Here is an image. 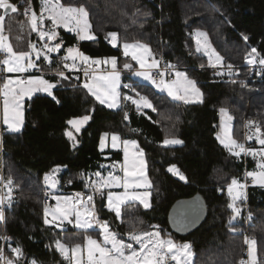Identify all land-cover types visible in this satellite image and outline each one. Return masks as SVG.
<instances>
[{
  "label": "trees",
  "instance_id": "trees-1",
  "mask_svg": "<svg viewBox=\"0 0 264 264\" xmlns=\"http://www.w3.org/2000/svg\"><path fill=\"white\" fill-rule=\"evenodd\" d=\"M18 1V0H13ZM27 2V0H24ZM36 8L38 0H31ZM62 3L84 4L90 12L89 20L95 40L77 42L76 36L59 29L64 47L78 44L81 51L93 58L115 56L118 67L128 60L118 43L113 47L107 33L117 32L119 42L139 40L163 58L185 68L197 81L204 102L184 104L158 92L151 85H139L149 97L157 112L145 109L138 113L134 105L125 102L110 109L82 87L85 78L62 79L54 73L43 76L57 83L52 96L36 93L24 102V123L19 133L3 132L0 145V174L4 181L13 180L11 207L5 206L4 230L25 253L20 264L35 259L37 264H70L55 248L59 239L67 245L82 243L88 234L98 237L96 231L83 229H58L46 225L43 217L45 173L56 165H66L56 174L65 191H84L89 178L97 171L108 169L120 155L114 152L104 158L98 149L102 132L118 133L123 139L138 140L148 161V176L153 182L150 209L136 202L122 206L121 220L101 205L105 200L96 198L100 217L112 221L111 228L122 237L132 230L128 221L137 218L139 230H149V225H159L162 235H169L178 243L191 242L194 257L192 264H239L245 248V230L257 241L258 264L264 259V187L248 185L242 211L233 223L236 232L229 230L231 210L227 207V185L233 177L242 179L244 157L237 159L216 139L219 133V109L225 107L232 115V134L241 138L243 119L256 118L264 127V81L252 80L246 75L245 54L256 47L264 54V0H61ZM151 13L145 16L144 13ZM204 30L212 46L225 59L241 68L231 78L216 77L208 68L206 56L196 52L192 30ZM249 40L243 41L242 35ZM53 64L42 63L43 71L64 70L57 57ZM201 64L205 65L201 68ZM235 79L237 83L228 82ZM130 81L123 73V82ZM246 82V87L240 85ZM124 91V88L123 90ZM132 95L133 92L130 91ZM59 101V102H57ZM94 109V111H90ZM129 119L125 120L124 115ZM91 115L88 124L76 133L77 144L65 135L71 118ZM171 119H163V117ZM158 121V122H157ZM137 129L138 131H132ZM176 137L183 141L177 146H164V138ZM252 170L255 161L246 158ZM175 165L186 180L168 171ZM103 166V167H101ZM81 174H85L83 179ZM72 180L69 184L68 181ZM222 189V190H221ZM200 192L207 203V216L193 232L178 235L167 223V212L172 203L182 197ZM246 211L251 219L246 225ZM138 221H143L139 224ZM1 246V243H0Z\"/></svg>",
  "mask_w": 264,
  "mask_h": 264
},
{
  "label": "snow or ice",
  "instance_id": "snow-or-ice-1",
  "mask_svg": "<svg viewBox=\"0 0 264 264\" xmlns=\"http://www.w3.org/2000/svg\"><path fill=\"white\" fill-rule=\"evenodd\" d=\"M24 0H22V3ZM0 9L4 10V14H0V54L3 58L0 59V72L7 74L29 73L30 70L36 69L43 71L42 63L48 65L53 64L52 53H60L64 49V43L59 40L55 44L59 33L57 28H63L69 32L75 33L78 41L95 40L96 37L92 31V25L89 22V9L84 4L62 3L61 0H40L39 15L33 9L31 0H27V7L24 8V15L28 16V23L31 31L37 33L41 41H45L40 47L35 43H30L31 51H14L12 44L9 42V37L4 34V20L5 15L9 12L16 13L17 6L10 3L9 0H0ZM30 14V16H29ZM151 13L145 12L144 15ZM45 20L51 22V26L45 30ZM23 26V25H21ZM242 35L243 41L247 42L249 37ZM197 37L196 52L201 53L207 57L208 67L216 69L215 75L228 76L229 78L238 75L234 72L233 65L226 64L225 58L212 46L208 40V34L204 31L197 30L195 33ZM119 34L117 32L107 33L105 39L113 47H117L119 42ZM123 55L125 57L131 56L133 61L139 65L140 70H135L133 65L125 63L124 69L132 71L136 77H140L145 81L151 82L161 92H167V96L173 100H178L184 104L203 103L204 95L197 86V81L189 78L186 72L177 69V66L171 63L163 64L161 67V60L156 58V54L152 51L147 43L139 40L122 42ZM139 50V51H137ZM33 55L35 59H33ZM42 58V60H41ZM60 64L69 71H83L87 78L82 84L84 89L95 97L100 105H105L108 108H117L121 105V101H130L138 113L145 109H151L152 112H157L156 106L152 103L147 95H142L137 92L131 84H124V88L130 89L135 93V96L124 94L123 96L118 91L121 87L120 71L117 68L118 59L115 56L105 58H93L85 54L77 46L67 47L65 54L57 57ZM245 62L248 65L259 64L264 66V54L258 51L256 47H251L245 54ZM37 61H41L38 64ZM69 61H71L69 63ZM110 66L111 71L104 75L97 76L90 69L99 67L100 65ZM205 65L201 64V68ZM221 69H227L222 71ZM155 70V71H154ZM55 71V70H53ZM55 75L68 79L63 71H55ZM154 76H158L157 81ZM166 76H174L171 81L165 80ZM0 83V97L3 98V123L7 126L5 131L9 133H19L24 123V111L22 101L25 97H31L33 93L45 92L55 100L53 89L57 87V83L50 82L41 76H28L27 78L17 77L12 79L10 77H3ZM228 82L237 83L235 79H230ZM242 87H246L245 81L239 82ZM59 102V101H57ZM94 111V109L90 110ZM221 116L220 132L217 133L216 139L231 156L237 159L242 156H251L257 160L258 171L246 172V178H251L253 186L264 187V127L257 120L249 119L246 126L249 128V134L246 139L255 141L261 147L259 149L247 146L245 143L238 142L231 135V121L232 115L225 107L219 110ZM91 115H83L75 117L67 121L79 133L81 129L88 124ZM124 119L128 120V114L125 113ZM163 119H171L170 117H163ZM158 122V121H157ZM132 131H138L132 129ZM65 135L73 142L75 147L77 141L73 132L66 130ZM111 137L112 148L123 146L124 162L123 164L114 163L111 167L115 169L119 167L123 172V176L115 175L109 172L105 177L99 171L93 175L95 180L89 178L86 187L91 188V193L85 195L83 193H75L74 196H55V207L44 206V223L46 225H54L56 228L64 229L65 222L73 225L78 229L87 231L94 226L101 230L102 241L94 239L91 235L85 237L86 240V262L84 260V248L77 243L71 248L61 240H55V248L59 251L65 260H69L70 264H192L194 253L192 251L191 242H184L177 244L170 236H162V229L159 225H149V230H139L136 226L137 218L133 217L128 221L131 231L125 235L128 242L116 231L111 229L109 222L104 219L101 220L99 216V209L96 205L95 196L99 195L101 200H105L104 189L120 188L124 189L123 193H115L108 191L106 194V203L101 205L109 212H114L118 220L124 221L122 217V206H125V214L131 211L128 206L135 207L136 202L142 205L145 210L152 207L151 191L153 182L147 175L148 161L144 149L140 147L135 140H122L118 133H102L100 137V150L103 151L106 147V139ZM3 144V135L0 134V145ZM164 146L183 144V141L176 137L166 136L162 141ZM66 165H56L44 175V183L47 188L55 189L59 181L56 179V174ZM103 167V166H101ZM178 175L181 180H186V177L180 173L179 169L172 165L168 169ZM85 174H81L83 179ZM69 184L72 180L68 181ZM0 184L7 189V196L0 195V222L5 221V201L7 207H11L13 191V180L11 177L4 181L0 177ZM248 187L246 182L233 177L231 182L227 185V193L231 202L227 205L231 209L232 216L229 218V230L236 232L237 229L233 226V222L241 215V207L237 206V201L246 199L245 190ZM144 189V191H137ZM222 190V189H221ZM48 194V193H46ZM51 216V220L48 218ZM251 219V215H249ZM142 224L143 221H138ZM183 223V222H181ZM0 240L6 242L7 250L11 255L5 254V247L0 246V264H20L21 260L26 259L23 248L17 244L15 247L11 244V237L0 236ZM244 243L248 245V260H241L239 264H258L255 238L245 237ZM138 245L139 247H134ZM70 253V255H69ZM27 264H37L35 259L27 261ZM259 264H264V259L259 261Z\"/></svg>",
  "mask_w": 264,
  "mask_h": 264
},
{
  "label": "rangeland",
  "instance_id": "rangeland-1",
  "mask_svg": "<svg viewBox=\"0 0 264 264\" xmlns=\"http://www.w3.org/2000/svg\"><path fill=\"white\" fill-rule=\"evenodd\" d=\"M1 14H4L3 12L1 13ZM38 15H39V13H37ZM28 19L29 18H27V19H23V18H20V17H18V14H17V12L16 13H11V12H9L7 15H5V20H4V25H3V27H4V34L5 35H7L8 37H9V42L12 44V42L14 41V40H16V42L19 44V45H22V44H24L21 48H14L13 47V50L14 51H28L27 50V47H26V44H30V43H35L36 44V41L35 40H32L30 37H29V32L31 31V27H30V25H29V23H28ZM11 22V23H10ZM21 25H23V26H21ZM13 26V30H14V33L13 34H10L9 33V31H7V29H9V28H11ZM51 25H47L46 27L47 28H49ZM197 30H200V31H204V30H202V29H199V28H196V29H193L192 30V36H193V41H194V45H195V49H196V47H197V43H196V40H197V37L195 36V33H196V31ZM205 32V31H204ZM208 40H209V37H208ZM210 41V40H209ZM122 42L123 41H121L120 42V44L119 45H121L122 46ZM128 42H133V41H128ZM121 48V50L123 51V48L122 47H120ZM30 51H31V49H30ZM53 54H55V53H52L51 54V56H53ZM201 54V53H200ZM35 56L33 55V59H35L34 58ZM127 63H130L131 64V62H127ZM124 64H125V62H124ZM102 66H105V67H110V66H106V65H102ZM33 70V69H32ZM32 70H30V72H32ZM29 72V73H30ZM12 74H16V73H12ZM104 74H106V73H98V74H96L97 76H100V75H104ZM128 75H129V77H130V81H128L127 83L128 84H131L132 85V81L133 80H136V82H139L140 84L141 83H147V84H150L151 86H153L155 89H157L156 87H155V85H153L151 82H149V81H145V80H143L142 78H140V77H136V76H134L133 74H132V72L131 73H128ZM31 76H40V75H31ZM7 77H10V78H12V79H15V78H17V77H20V76H13V75H9V76H7ZM84 82H85V80H84ZM83 82V83H84ZM133 86V85H132ZM133 88H135L136 89V91L137 92H140L142 95H145L144 94V92H143V90L141 89V87L139 86V85H134L133 86ZM120 90V88L118 89V91ZM130 89H128V88H124V91H123V95L124 94H127V95H131L130 94ZM41 93H45V92H41ZM47 94V93H46ZM131 96H135V93L133 92V94L131 95ZM125 102H127V103H129L130 104V102H128V101H125ZM3 118H4V113L2 112V121H3ZM244 120H249V119H243V121H242V132H241V138L239 139V140H237L238 142H242L243 143V138H244V136H243V124H244ZM254 120H257L256 118H254ZM220 121H221V116H220ZM220 121H219V125H220ZM246 128V127H245ZM74 128H72V126L70 125V128L68 129V131H71V132H73V134H74ZM245 131V133H246V136L249 134V128L247 127V129L246 130H244ZM219 132H220V127H219ZM231 135L233 136V134H232V125H231ZM245 136V137H246ZM246 141L249 143V146H251V147H254V148H257V149H259L261 146L259 145V144H257V143H255V141L253 140V141H249V140H247L246 139ZM248 157H251V156H248ZM252 158V157H251ZM253 159V158H252ZM254 160V159H253ZM257 160H258V158L256 159V160H254L255 161V165H254V168L252 169V170H250V171H258V168H257ZM171 166V165H170ZM108 169L110 170L111 168L110 167H108ZM107 169H104L103 171H106ZM122 171H120V175L119 174H116V175H119V176H121L122 177ZM147 175H148V171H147ZM0 177H2L1 176V174H0ZM149 177V176H148ZM57 180H58V178H56ZM96 179V177L93 175V180H95ZM150 179V178H149ZM241 181H242V179H240ZM59 181V180H58ZM243 182V181H242ZM2 186H3V184H2ZM59 186H60V181H59V183L57 184V187L55 188V189H51V188H49L50 189V191L52 192V194H51V199H52V202L51 203H49V204H47V205H49L50 207H55V205H56V200L53 198V194L55 195V196H74V194L73 193H69V192H62L61 190H60V188H59ZM89 189H91V188H86V192H83L82 191V193L83 194H85V195H87V194H89ZM247 189V188H246ZM107 191H106V193L105 194H107V192L108 191H112V192H115V193H123V191H124V189L122 188V187H120V188H111V189H106ZM137 191H139V190H137ZM226 191H227V188H226ZM3 193H4V195L3 196H7V189H5L4 187H3ZM227 195H228V193H227ZM245 195H246V190H245ZM11 196H12V198L14 197V194H13V191H12V193H11ZM243 201V200H242ZM242 201H237L236 203H237V206H239V207H241V209H242ZM231 202V199H230V197H229V203ZM105 203H106V195H105ZM7 205V201H5V206ZM44 206H45V204H44ZM231 210V209H230ZM112 214H113V216L116 218V216H115V213L114 212H111ZM99 216H100V213H99ZM43 217H44V207H43ZM240 217V216H239ZM238 217V218H239ZM50 220H51V216H49L48 217ZM101 218V217H100ZM238 218L233 222V223H235L237 220H238ZM117 219V218H116ZM101 220H103L102 218H101ZM1 223H3V222H1ZM72 226V225H71ZM68 227V225H67V222H65V225H64V229H66ZM58 229H60V228H58ZM90 230H93V231H96L97 232V234H98V237H96V236H94V235H92L91 234V236L94 238V239H97V240H99V241H101L103 238H102V235H100V232H101V230L99 229V228H97V227H93L92 229H90ZM88 235H90V234H88ZM88 235H86V236H88ZM162 236H164V237H167V236H169V235H162ZM170 238L171 239H173L171 236H170ZM86 240L84 239V241L82 242V243H84ZM176 242V241H175ZM177 244H182V243H178V242H176ZM80 244V243H79ZM73 245H75V244H73ZM257 257H258V255H257ZM257 262H258V260H257Z\"/></svg>",
  "mask_w": 264,
  "mask_h": 264
},
{
  "label": "built area",
  "instance_id": "built-area-1",
  "mask_svg": "<svg viewBox=\"0 0 264 264\" xmlns=\"http://www.w3.org/2000/svg\"><path fill=\"white\" fill-rule=\"evenodd\" d=\"M10 3L14 4L17 6V14L20 16V17H23V18H29L28 16H25L24 15V8L27 7V2H23L22 3V0H18V1H13V0H9ZM32 3V7L33 9L35 10V7H34V4L33 2L31 1ZM4 10L3 9H0V14L3 12ZM30 16V14H29ZM155 54H156V58L158 60H161V67H163V64L165 63H170V62H167L164 58H163V55L159 52V51H153ZM3 58V55L0 54V59ZM225 63L226 64H231L233 65V70L234 72H237L239 73L241 68L239 67V65L237 64H234L233 62H231L230 60H227L225 59ZM171 64H174L176 65L175 63H171ZM177 66V69L181 68L179 67L178 65ZM212 74L216 77H221V78H229L228 76H217L215 75V71L216 69H213L211 67H208ZM110 70V67H105V66H102L100 65L98 68L94 66L93 69H90L89 71L90 72H94V74H96L97 72H100V71H109ZM222 71H227V69H221ZM58 71H63L64 74H68L70 77L74 78V79H79V78H85L87 79L85 76H84V73L83 71H76V70H72V71H67V70H58ZM155 71V70H154ZM47 74V73H54L55 74V71H51V72H48V71H38L36 69H33L32 72L30 73H20V74H11L13 76H20V78H27L28 76L30 75H44V74ZM10 74H7V73H3V72H0V78H3L5 76H9ZM246 75L248 78L252 79V80H256V81H259V80H262L264 81V66H261L259 64H256V65H248L246 64ZM235 76V75H234ZM233 76V77H234ZM154 78L158 81L159 80V77L158 76H154ZM174 79V76H166L165 77V80L167 81H171ZM0 83H2V79H0ZM2 108H3V98L0 97V134H3L4 130H3V127H2V124H1V112H2ZM246 122L247 120H244V124H243V143H245L246 147L249 146V143L246 141V133L244 130L247 129V126H246ZM246 127V128H245ZM244 157L245 159V163H244V170L242 172V181L243 182H246L247 185H252V180L251 178H246L245 174L246 172L250 171V169L247 167V164H246V158H248V156H242ZM2 176V175H1ZM48 193V194H46ZM43 194H44V203L45 204H49L52 202V199H51V194L52 192L50 191L49 188H47L45 186V183H44V180H43ZM0 195H4L3 193V186L2 184H0ZM96 197V196H95ZM245 219H246V225L248 224L249 222V214L248 212L246 211V215H245ZM245 237H248V238H251V236L248 234V231H247V228L245 230ZM0 236H8L10 237L4 230L1 231L0 233ZM0 243H1V246H4L6 251H5V254L6 255H11L10 251L7 250V245H6V242L3 241V240H0ZM11 244L13 247L16 246V244L11 240ZM241 260H245L247 261L248 260V245L245 244V248L243 250V255L241 257V259L239 260V262Z\"/></svg>",
  "mask_w": 264,
  "mask_h": 264
},
{
  "label": "crops",
  "instance_id": "crops-1",
  "mask_svg": "<svg viewBox=\"0 0 264 264\" xmlns=\"http://www.w3.org/2000/svg\"><path fill=\"white\" fill-rule=\"evenodd\" d=\"M35 11L37 12V13H39L40 12V0H38V3L36 4V8H35ZM3 13H4V11H3ZM18 17H20L19 15H18ZM20 18H23V17H20ZM23 19H27V18H23ZM89 22H90V20H89ZM11 23V22H10ZM47 25H51V22L50 21H48V20H45V23H44V27H45V30H47L48 28L46 27ZM59 29H63V28H57L56 29V31L59 33ZM63 30H65V29H63ZM7 31H9V33L10 34H13L14 33V30H13V26L11 27V28H9V29H7ZM66 32H68V33H71V34H73V35H75V33H73V32H69V31H67V30H65ZM76 36V35H75ZM29 37L32 39V40H35L36 41V45H37V47H40L45 41H41L40 39H39V36L37 35V33H35V32H32V31H30L29 32ZM76 39H77V37H76ZM59 40H62L61 39V37H60V35H58V38H57V40L56 41H52L51 43L52 44H55L56 42H58ZM63 41V40H62ZM77 42L79 43L80 41H78L77 40ZM24 44H22V45H19L17 42H16V40H14L13 42H12V46L15 48H21L22 46H23ZM72 46H77V47H79V45L78 44H74V45H72ZM120 47H122L121 45H119ZM26 47H27V50L30 52V48H29V43L28 44H26ZM67 47H71V46H67ZM67 47H64V49H62L61 51H62V54H61V56L62 55H64L65 54V49L67 48ZM80 49V48H79ZM121 49V48H120ZM122 51V50H121ZM137 51H139V50H137ZM123 52V51H122ZM55 54H57V53H55ZM55 54H53V55H55ZM128 57V60L125 62V63H127V62H131V64L133 65V68L135 69V70H140L139 69V65L136 63V61H133L132 59H131V56L129 55V56H127ZM35 58V57H34ZM41 60H42V58H41ZM71 61H69V63H70ZM37 63L39 64V61H37ZM103 65V64H102ZM123 65H124V63L121 65V67H118L117 66V68H118V70L120 71V83H121V87H120V90H119V92L121 93V95L123 96V85L124 84H128L127 82H123V73L124 72H126V73H131L132 71H130V70H128V69H124L123 68ZM62 68L64 69V70H67V71H69L68 69H66V68H64L63 67V65H62ZM178 70H180V71H183V72H186L187 73V75L189 76V74H188V72H187V70L185 69V68H179ZM109 71H111V68H110V70ZM109 71H100V72H97L96 74H98V73H107V72H109ZM95 74V75H96ZM41 76V75H40ZM43 76V75H42ZM44 77V76H43ZM189 78H191L190 76H189ZM192 79V78H191ZM139 83V82H138ZM142 84H147V83H142ZM148 85H150V84H148ZM198 86V85H197ZM153 87V86H152ZM199 87V86H198ZM154 88V87H153ZM155 89V88H154ZM155 90H157L158 92H161V91H159L158 89H155ZM201 90V89H200ZM202 92V91H201ZM36 93H38V92H36ZM36 93H33V94H36ZM41 93V92H40ZM161 93H164V94H166L167 95V92L165 91V92H161ZM32 94V95H33ZM94 97V96H93ZM27 98H29V97H25L24 98V100L22 101V104H23V111H24V102H25V100L27 99ZM95 98V97H94ZM170 99H172L171 97H169ZM173 100V99H172ZM174 101H178V100H174ZM128 102H130V101H128ZM125 103V101H121V105L119 106V107H117V108H120L121 106H123V104ZM130 104H132L131 102H130ZM105 106V105H104ZM107 107V106H106ZM135 107V106H134ZM108 108V107H107ZM117 108H110V109H117ZM2 112H3V108H2ZM2 112H1V124H2V127H3V130L5 131V129H6V125L3 123V121H2ZM71 119H73V118H71ZM231 125H232V121H231ZM70 128V125H69V127H68V129ZM68 129H66V130H68ZM76 133L77 132H75V130H74V136H76ZM102 133H105V132H102ZM101 133V134H102ZM108 133H113V132H108ZM67 137V136H66ZM100 137H101V135H100ZM100 137H99V142H98V149H99V151L102 153V156L104 157V158H110L111 157V155L114 153V152H116V153H118L119 155H120V160H114L113 162H112V165L114 164V163H116V164H123V162H124V152H123V146L121 145V147H118V148H112V146H111V137L109 136L107 139H106V141H105V143H106V147L104 148V150L103 151H101L100 150ZM233 138H234V136H232ZM122 140H124L123 138H121ZM235 139V138H234ZM128 140H135V141H137L138 142V140H136V139H128ZM72 142V141H71ZM73 143V142H72ZM77 144V143H76ZM138 144H139V142H138ZM140 145V144H139ZM177 145H180V144H176V145H168V146H177ZM141 147V146H140ZM111 165V166H112ZM110 166V170L109 169H107L106 171H99L103 176H107L108 175V173L109 172H113L115 175L116 174H119L120 175V169H119V167H116L115 169H113L112 167ZM172 166V165H171ZM170 167V166H169ZM169 167H168V169H169ZM176 167V166H175ZM177 168V167H176ZM174 176H176V177H178L179 178V176L178 175H176V174H174L173 172H171ZM181 173V172H180ZM122 176H123V172H122V174H121ZM59 188H60V190L62 191V192H69V193H73V194H75V193H82V191H65V190H63L62 188H61V184H60V186H59ZM139 191H144V189H138ZM89 191V193H91V189H89L88 190ZM104 191V193H106V189H104L103 190ZM150 191V190H149ZM83 192H86V190H84ZM106 195V194H105ZM100 196L99 195H96V197H95V200H97L96 198H99ZM139 203V202H138ZM115 218V217H114ZM103 220L104 219H106V218H102ZM116 219V218H115ZM108 222H109V224H110V226L112 225V221L110 220V219H106ZM116 220H118V219H116ZM68 225V227L67 228H74V229H78V228H75V227H73V225L71 226L70 224H67ZM66 228V229H67ZM112 229V228H111ZM88 230H90V229H88ZM113 230V229H112ZM123 238L125 239V241L126 242H128V238H127V236L126 235H124L123 236ZM102 241V240H101ZM86 241L84 242V243H80L81 245H82V247L84 248V260H85V262H86ZM69 246V248H71L72 246H74V245H68ZM134 247H139L138 245H135L134 244ZM62 255V254H61ZM69 255H70V253H69ZM64 258V257H63Z\"/></svg>",
  "mask_w": 264,
  "mask_h": 264
},
{
  "label": "water",
  "instance_id": "water-1",
  "mask_svg": "<svg viewBox=\"0 0 264 264\" xmlns=\"http://www.w3.org/2000/svg\"><path fill=\"white\" fill-rule=\"evenodd\" d=\"M206 216V200L200 192H196L172 203L167 212V223L172 232L187 235L198 228Z\"/></svg>",
  "mask_w": 264,
  "mask_h": 264
}]
</instances>
